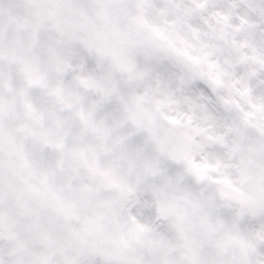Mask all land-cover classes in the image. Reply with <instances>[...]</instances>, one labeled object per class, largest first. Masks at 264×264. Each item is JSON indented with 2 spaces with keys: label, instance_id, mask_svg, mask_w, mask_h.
I'll list each match as a JSON object with an SVG mask.
<instances>
[{
  "label": "clouds",
  "instance_id": "1",
  "mask_svg": "<svg viewBox=\"0 0 264 264\" xmlns=\"http://www.w3.org/2000/svg\"><path fill=\"white\" fill-rule=\"evenodd\" d=\"M0 264H264V0H0Z\"/></svg>",
  "mask_w": 264,
  "mask_h": 264
}]
</instances>
